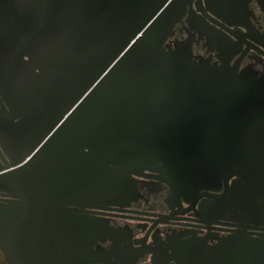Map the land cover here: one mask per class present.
<instances>
[{"label":"water","instance_id":"95a60500","mask_svg":"<svg viewBox=\"0 0 264 264\" xmlns=\"http://www.w3.org/2000/svg\"><path fill=\"white\" fill-rule=\"evenodd\" d=\"M183 8L0 0V72L27 120L12 142L19 153L0 166V192L12 197L0 202L7 261L88 258L96 228L79 209L117 202L144 169L187 196L223 181L210 205L264 222V80L166 47ZM186 264H264V240L237 230Z\"/></svg>","mask_w":264,"mask_h":264},{"label":"flooded vegetation","instance_id":"af4514ba","mask_svg":"<svg viewBox=\"0 0 264 264\" xmlns=\"http://www.w3.org/2000/svg\"><path fill=\"white\" fill-rule=\"evenodd\" d=\"M178 1L184 8L164 41L166 47L183 43L197 60L264 80V0ZM14 84L0 72V166L19 153L12 142L27 122L16 109ZM236 176H229L228 183ZM215 185L219 188H201L187 196L175 192L157 170L134 174L130 190L117 202L79 209L96 229L89 236L90 256L74 264H186L189 254L237 230L264 240V222L232 218L224 206L210 205L212 196L224 190L223 181ZM9 198L0 192L1 203L11 202ZM0 264H13L1 250Z\"/></svg>","mask_w":264,"mask_h":264}]
</instances>
